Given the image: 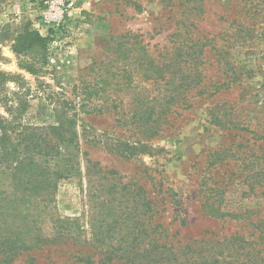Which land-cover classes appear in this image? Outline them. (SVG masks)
I'll return each instance as SVG.
<instances>
[{
	"label": "rangeland",
	"instance_id": "374dc122",
	"mask_svg": "<svg viewBox=\"0 0 264 264\" xmlns=\"http://www.w3.org/2000/svg\"><path fill=\"white\" fill-rule=\"evenodd\" d=\"M162 1L0 0V155L4 148L14 151L10 163L16 167L36 139L59 153L58 165L47 170L54 183L50 202L28 208L38 216L40 234L52 235L64 218L77 219L88 232L90 220L95 226L103 221L109 200L117 199L111 208L140 211L143 198L155 203L159 197L167 199L164 218L175 219L173 228L185 237L263 234L264 0H194L190 12ZM184 20L211 39L206 63L196 67L205 90L191 92L188 108L165 116L157 135L144 138L137 129L142 104L153 105L167 88L157 75L144 74L140 47L148 44L147 55L156 58L176 41L172 35H183ZM25 25L49 38L46 62L36 74L22 69L12 52ZM187 61L181 75L192 78L196 68L192 58ZM175 75L166 74L168 80ZM64 109L73 124L61 122ZM140 139L148 153L116 155L119 144L136 146ZM68 166L69 174H57ZM17 177L23 175L16 171ZM216 195L239 221L207 215ZM54 249L31 253L33 264H65ZM27 256L13 264H29ZM221 257L242 260L236 250Z\"/></svg>",
	"mask_w": 264,
	"mask_h": 264
},
{
	"label": "trees",
	"instance_id": "16d2710c",
	"mask_svg": "<svg viewBox=\"0 0 264 264\" xmlns=\"http://www.w3.org/2000/svg\"><path fill=\"white\" fill-rule=\"evenodd\" d=\"M185 1L187 4L180 3L179 0H163L162 3L174 2L173 7L182 6L186 12H190L194 8L190 3L194 0ZM174 12L179 13V9ZM185 20L181 22L183 35H172L176 37V41L170 43L169 48L165 47L156 58L147 55L148 44L143 43L140 47L145 59L142 64L144 74L157 75L159 85L167 88L163 94L159 93L162 98L153 105L142 104L144 109L142 108L143 113L138 117L137 129L138 133H144V138L157 135L160 121L165 116L175 115L178 110L188 108L190 106L188 101L191 98L188 95L191 92L196 94L205 90L201 80L202 74L197 68L206 63L204 48L211 39L199 33L196 24L185 23ZM48 41V37H42L39 32L27 25L23 26L12 45V52L19 59L18 65L30 74L38 73L46 62ZM27 54L33 55L34 58L30 60L21 58ZM188 58H192L194 68L197 67L192 78L181 75L182 68L189 65ZM166 74L177 75L173 80H168ZM4 80V76L0 74V83ZM62 112L66 120L62 119L61 122L73 124V117L69 116L68 111L64 109ZM5 134L2 135L3 139L6 138ZM142 140H137L136 146L119 144L115 151L116 155L119 158L134 159V155L148 153V147L141 143ZM26 147H30L31 150H27L26 154L22 153L23 158H20V162L18 160L16 167H12L10 163L14 151L9 152L4 148L0 155L4 165L0 168V264H13L25 254H28L26 258L28 263L33 264L36 260L30 254L44 247H55L53 253L57 252L59 258L65 259V264H264V231L263 234L254 237L250 234L248 238L241 233L237 234L236 231L224 238L218 235H212L213 237L207 240L204 236L199 239L185 237L179 230L173 228L175 219L172 218L168 222L164 218L163 212L167 205L165 197H159L155 203L143 198L140 211L137 207L126 209L121 205L111 208L117 199L109 200L107 202L109 206L105 205L102 208L107 211L103 221L95 226L93 220H90L87 223L88 232L77 225V219L64 218L57 221L58 229L52 235H42L35 229L38 216H30L28 208L32 209V206L50 202L48 191L54 188V183L47 170L50 166L58 165L54 161L59 153L56 146L45 142L39 143V139L33 140V143ZM68 160L71 161L70 158ZM70 169L68 166L67 170L57 174L63 176L65 171L69 174ZM16 171L22 174L23 178L15 179ZM125 188L126 186L123 187L124 192ZM214 197L211 198V204L208 206L210 212L207 215L227 223L233 219L238 221L241 219L235 211L223 210L221 207L223 200L217 198V195ZM122 201L118 200L120 203ZM207 201L208 198L205 199L208 205ZM126 211L132 215L124 218ZM129 221L131 223L125 225V222ZM211 249L221 252L212 254ZM235 250L242 258L240 263L225 261L221 257L223 251L231 254Z\"/></svg>",
	"mask_w": 264,
	"mask_h": 264
},
{
	"label": "built area",
	"instance_id": "2783aa9c",
	"mask_svg": "<svg viewBox=\"0 0 264 264\" xmlns=\"http://www.w3.org/2000/svg\"><path fill=\"white\" fill-rule=\"evenodd\" d=\"M51 11H54V5L53 4L49 5V12H51ZM56 21H58V22L61 21V18H59Z\"/></svg>",
	"mask_w": 264,
	"mask_h": 264
}]
</instances>
